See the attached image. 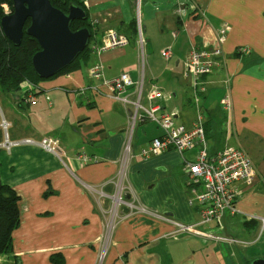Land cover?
Segmentation results:
<instances>
[{"label":"crops","instance_id":"1","mask_svg":"<svg viewBox=\"0 0 264 264\" xmlns=\"http://www.w3.org/2000/svg\"><path fill=\"white\" fill-rule=\"evenodd\" d=\"M180 1L78 0L96 40L115 30L127 35L130 45L101 55L89 50L72 71L26 80L18 92L0 90V124L4 117L11 140L51 137L60 144L58 154L27 144L0 149V180L20 196V220L0 264H98L104 250L101 264H248L264 258V0H183L189 5L179 12ZM224 24L229 30L223 55L204 79L206 92L199 93L185 76L189 54L194 46L212 45ZM166 49L172 52L169 59L163 56ZM96 64L104 69L101 80L91 75ZM122 73L143 80L147 107L154 89L171 97L159 102L158 114L175 112V126H195L199 110L193 99L199 94L209 150L240 148L252 158L258 177L252 186L237 183L238 213L226 215L218 230L226 242L206 245L211 242L190 233L170 235L200 219L198 208L188 204L186 164L195 161L201 146L141 158L140 152L164 134L152 121L136 126L122 177L129 204L108 229L134 112L106 84ZM129 94L139 100L135 89ZM226 98L229 110L222 104ZM4 138L0 126V141Z\"/></svg>","mask_w":264,"mask_h":264},{"label":"built area","instance_id":"2","mask_svg":"<svg viewBox=\"0 0 264 264\" xmlns=\"http://www.w3.org/2000/svg\"><path fill=\"white\" fill-rule=\"evenodd\" d=\"M85 3L87 4V2ZM184 4L186 6L189 5V3H185L183 0L179 2L177 7L179 12H181L180 7ZM3 8L5 14L11 13L7 4L3 5ZM139 10L137 39L143 56L146 41ZM228 30L229 25L224 24L215 39L216 41L212 45L204 46V48L194 46L189 54L185 76L193 80V86L195 90L198 89L199 93L203 94L206 92V87L202 86L204 78L212 74L219 64V59L223 55L222 45L226 40ZM128 45H130V39L127 35L119 31L107 30L100 41L96 40V35H94V38L89 44V50L94 54L101 55L108 51L125 48ZM163 56L169 59L172 56L171 50H164ZM91 75L96 80L103 79V66L101 64L93 66ZM106 84L116 100L122 102L125 106H131L134 111L130 118V138L126 144L125 155L121 162L120 178L116 180V192L111 197L112 207L109 220L107 221L108 229L113 227L118 217L120 218L122 207L129 204L125 198V186L122 177L125 176V169L127 168L129 160L132 158V139L136 126L139 122L152 121L164 130V134L155 137L149 146L140 152L139 156L141 158L146 159L151 156L160 155L170 148L184 153L195 149L197 146H201L195 161L186 164L188 184L191 190L188 204L198 208L200 219L196 223L180 225L177 232L170 235L190 233L205 241L226 242L228 240L227 237L216 234L214 231H204L202 228L204 226L215 225L217 230H222L224 228L223 221L225 216L228 214L234 216L238 213L236 202L239 196V188L237 183L244 182L248 186H252L258 177L257 169L250 155L240 148H225L215 154L209 152L203 108L200 105L202 100L199 94L193 99L199 110L198 119L192 129H187L185 126L174 125L175 112L158 114L163 109L160 104L161 101H166L171 98L166 96L160 89H154L148 95L149 106L147 107L142 103L143 80L134 82L129 73H122L113 80L107 81ZM131 89H135L139 94L138 101L130 98L129 93ZM30 103L36 104V98H32ZM222 104L224 109H230L229 99H224ZM0 126L5 131V138L0 141V149L9 150L14 146L27 144L38 146L50 154H58L60 152V144L54 138L45 137L41 140L26 138L14 141L9 137V123L4 117L2 118ZM105 255L106 250L101 252L98 258V264L102 263Z\"/></svg>","mask_w":264,"mask_h":264},{"label":"water","instance_id":"3","mask_svg":"<svg viewBox=\"0 0 264 264\" xmlns=\"http://www.w3.org/2000/svg\"><path fill=\"white\" fill-rule=\"evenodd\" d=\"M13 11L1 19L5 36L20 46L25 35L37 40L40 50L32 58L35 73L41 79L56 76L82 54L91 39L89 27L72 30L74 21H87L84 6L71 3L68 11L56 8L51 0H12ZM250 264H264L256 258Z\"/></svg>","mask_w":264,"mask_h":264},{"label":"trees","instance_id":"4","mask_svg":"<svg viewBox=\"0 0 264 264\" xmlns=\"http://www.w3.org/2000/svg\"><path fill=\"white\" fill-rule=\"evenodd\" d=\"M52 4L64 11H68L71 3L81 4L78 0H51ZM7 4L13 11L12 0H0V21L5 16L3 5ZM89 27L94 38L89 21H74L72 30ZM40 50L37 40L25 35L20 46H15L4 34L0 24V90L3 92H18L22 82L29 80L39 81L41 78L35 73L32 58ZM89 47L80 56L60 73L76 69L78 61L87 55ZM58 73V74H60ZM205 79V78H204ZM1 140V139H0ZM20 196L10 186L2 184L0 180V255L9 252L10 234L20 220ZM250 264V262L248 263Z\"/></svg>","mask_w":264,"mask_h":264},{"label":"rangeland","instance_id":"5","mask_svg":"<svg viewBox=\"0 0 264 264\" xmlns=\"http://www.w3.org/2000/svg\"><path fill=\"white\" fill-rule=\"evenodd\" d=\"M8 7H9V6H8ZM8 9H9L10 12H12V9H11L10 7H9ZM193 101H194V100H193ZM193 101H192V102H193ZM209 152L212 153V151H210V150H209ZM210 226H212V225L204 226V227L202 228V230H204V231H212V230H213L214 233H216V234L220 233V232L217 230V227H214V229H211V230H210V229H209ZM208 229H209V230H208ZM262 234H263V232H262ZM262 234L260 235V238L262 237ZM207 242H211V243H207L206 245H208V244L213 245V244H214V241H207ZM259 247H260V246H258V247L256 248V250H255V251H256V254H258V251H257V250L259 249ZM258 258H261V257H258ZM253 260H254V259H253ZM253 260H252V261H253ZM250 262H251V261H250Z\"/></svg>","mask_w":264,"mask_h":264}]
</instances>
